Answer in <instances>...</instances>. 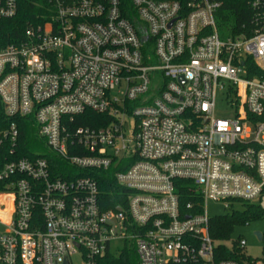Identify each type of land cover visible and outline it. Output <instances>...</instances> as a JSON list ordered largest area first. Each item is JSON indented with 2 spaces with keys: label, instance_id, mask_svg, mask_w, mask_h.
<instances>
[{
  "label": "built area",
  "instance_id": "1",
  "mask_svg": "<svg viewBox=\"0 0 264 264\" xmlns=\"http://www.w3.org/2000/svg\"><path fill=\"white\" fill-rule=\"evenodd\" d=\"M33 3L10 40L23 0H0V264H241L217 259L207 202L264 196V0Z\"/></svg>",
  "mask_w": 264,
  "mask_h": 264
},
{
  "label": "trees",
  "instance_id": "2",
  "mask_svg": "<svg viewBox=\"0 0 264 264\" xmlns=\"http://www.w3.org/2000/svg\"><path fill=\"white\" fill-rule=\"evenodd\" d=\"M34 0H23L21 10L18 15L9 20L2 22V32L6 38L13 40L22 35L25 29L38 22V15L44 13L43 7L33 3ZM228 15H235L242 11L241 2L237 1L227 5ZM6 114L3 112V106L0 100V128L7 123ZM106 115L97 114L94 112H86L84 115L78 116L76 125L100 126L108 122ZM21 130V153H25L29 148L35 147V136L32 134V128L28 122L23 119L17 120ZM27 144L29 145L27 147ZM184 202L189 201L190 197L187 192H183ZM242 203V202H241ZM244 210H234L231 214L224 217L214 218L211 221V235L215 240L225 241L230 237L231 231L236 225L249 223L250 220L264 218V207L257 202H243ZM217 259H231L240 262L241 264H251L255 259H248L243 253V249L236 246L230 248L223 243L218 244L216 249ZM135 251H123L122 255H109L105 260V264H137Z\"/></svg>",
  "mask_w": 264,
  "mask_h": 264
},
{
  "label": "rangeland",
  "instance_id": "3",
  "mask_svg": "<svg viewBox=\"0 0 264 264\" xmlns=\"http://www.w3.org/2000/svg\"><path fill=\"white\" fill-rule=\"evenodd\" d=\"M227 91H219L217 94L216 116L219 118H231L235 116V109L231 108L226 100ZM131 127L134 126V119H130ZM259 204L264 207V196L259 200ZM207 210L211 218H220L231 214L234 210H244L242 203L234 205V209L225 207L222 201L207 202ZM257 232L262 233V239L256 235ZM246 240V246L243 248V253L248 259H255L264 264V218L250 220L249 223L239 224L234 227L230 233V237L225 241H217V244L223 243L224 245L234 248L238 245L239 240ZM118 243L113 244V251L116 247H120ZM136 263L138 260L136 258Z\"/></svg>",
  "mask_w": 264,
  "mask_h": 264
},
{
  "label": "water",
  "instance_id": "4",
  "mask_svg": "<svg viewBox=\"0 0 264 264\" xmlns=\"http://www.w3.org/2000/svg\"><path fill=\"white\" fill-rule=\"evenodd\" d=\"M256 235L258 236L259 239H262V233L257 232Z\"/></svg>",
  "mask_w": 264,
  "mask_h": 264
}]
</instances>
